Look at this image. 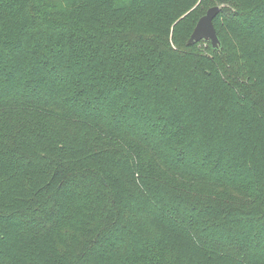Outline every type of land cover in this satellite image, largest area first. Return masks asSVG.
<instances>
[{
  "label": "trees",
  "instance_id": "1",
  "mask_svg": "<svg viewBox=\"0 0 264 264\" xmlns=\"http://www.w3.org/2000/svg\"><path fill=\"white\" fill-rule=\"evenodd\" d=\"M0 264H264V0H0Z\"/></svg>",
  "mask_w": 264,
  "mask_h": 264
},
{
  "label": "water",
  "instance_id": "2",
  "mask_svg": "<svg viewBox=\"0 0 264 264\" xmlns=\"http://www.w3.org/2000/svg\"><path fill=\"white\" fill-rule=\"evenodd\" d=\"M221 9L219 6L210 8L207 13L198 21L188 44L192 45L200 41L210 42L214 50H219L220 39L216 32L214 25V19L220 13Z\"/></svg>",
  "mask_w": 264,
  "mask_h": 264
}]
</instances>
